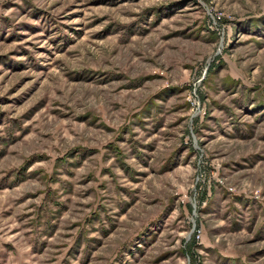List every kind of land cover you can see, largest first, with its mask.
Returning <instances> with one entry per match:
<instances>
[{"label": "rangeland", "instance_id": "1", "mask_svg": "<svg viewBox=\"0 0 264 264\" xmlns=\"http://www.w3.org/2000/svg\"><path fill=\"white\" fill-rule=\"evenodd\" d=\"M0 264H264V0H0Z\"/></svg>", "mask_w": 264, "mask_h": 264}]
</instances>
